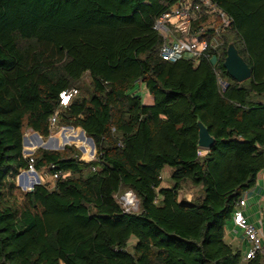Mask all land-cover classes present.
<instances>
[{"label":"trees","instance_id":"1","mask_svg":"<svg viewBox=\"0 0 264 264\" xmlns=\"http://www.w3.org/2000/svg\"><path fill=\"white\" fill-rule=\"evenodd\" d=\"M179 1L0 0V264H264L225 243L264 172V0H211L230 18L216 67L160 59L153 26ZM229 44L247 81L223 69ZM73 129L93 141L91 161L73 146L23 156L28 132L61 147L83 137ZM29 160L65 177L21 192ZM127 192L138 205L124 213Z\"/></svg>","mask_w":264,"mask_h":264},{"label":"built area","instance_id":"2","mask_svg":"<svg viewBox=\"0 0 264 264\" xmlns=\"http://www.w3.org/2000/svg\"><path fill=\"white\" fill-rule=\"evenodd\" d=\"M229 25L230 18L211 0L179 1L170 12L159 17L154 23V30L163 40L159 57L162 61L170 64L187 60L194 66H197L203 59L215 58L216 63L213 67H216L221 58V33ZM210 33L212 34L211 38ZM207 35L209 40L203 37ZM74 95H76L74 90L62 93L59 96L60 106L66 107L70 97ZM66 100L67 102H65ZM56 117L57 113L50 120L51 126L54 125ZM31 165L32 161L29 160L28 170L22 171L16 180L17 185L27 186V191L30 190L32 184L36 183L35 172ZM53 168L50 169L53 170ZM43 175L46 177L45 173ZM37 177L39 179L38 175ZM64 177L65 175L60 171H54L49 175L53 182ZM120 201L124 213L136 211L138 203L131 192L125 193ZM245 208L246 201L241 198L236 204L231 221L245 238L248 248L244 259L250 260L258 254L264 255V244L259 229L245 216Z\"/></svg>","mask_w":264,"mask_h":264},{"label":"water","instance_id":"3","mask_svg":"<svg viewBox=\"0 0 264 264\" xmlns=\"http://www.w3.org/2000/svg\"><path fill=\"white\" fill-rule=\"evenodd\" d=\"M222 66H223V69L225 70V72L227 73V75L237 83H242L244 81H247L251 77V71H250L249 67L245 64V62L242 60V58L238 55V52H237V50L233 44L228 45ZM197 127H198V148L201 150H209L214 145V139L208 134L207 130L205 129V127L201 123L198 122ZM80 132H81V135L83 136V138L87 139L90 142L92 149L94 150L93 141L89 138H86L84 136V133L81 130H80ZM31 137L38 138L40 143H43V141L41 140V138L37 134H32ZM47 140L48 141L51 140V137H49ZM26 145H27V138L24 137L23 142H22L23 156L33 155V153L36 149H33L32 151L26 152V150L24 149V148H26ZM64 147H65V145H63L61 147H48L43 143L41 146H38V149L41 148L44 150H62V149H64ZM73 147H75V146H73ZM78 149L80 150V148H78ZM81 152H82V150H81ZM94 155H95V150H94V154H93L92 158L86 162L91 161L94 158ZM34 176L36 179V183L31 185L29 192H31L33 190L34 186L39 185V179H38L36 173L34 174Z\"/></svg>","mask_w":264,"mask_h":264},{"label":"crops","instance_id":"4","mask_svg":"<svg viewBox=\"0 0 264 264\" xmlns=\"http://www.w3.org/2000/svg\"><path fill=\"white\" fill-rule=\"evenodd\" d=\"M37 139L38 138L31 137L28 140L32 142ZM43 177L46 178L44 175ZM242 198L246 201L244 214L247 219L259 229L264 244V172L259 176L256 185L251 190L244 193ZM130 242V246H132L135 240L132 239ZM225 243L231 246L233 250L240 253L241 256H244L248 248L242 232L234 227L232 221L226 226Z\"/></svg>","mask_w":264,"mask_h":264},{"label":"rangeland","instance_id":"5","mask_svg":"<svg viewBox=\"0 0 264 264\" xmlns=\"http://www.w3.org/2000/svg\"><path fill=\"white\" fill-rule=\"evenodd\" d=\"M143 95H145V94H143ZM62 130L63 129L59 130L57 133L52 134L51 137L55 138V139L58 138V136L60 134H62V132H61ZM79 132H80V129H73L70 136H76L77 134H79ZM31 135H32L31 132H28L25 135V137H27V145H26V148H25L26 152L32 151L33 149H38V146L42 145V143H40V141L38 139L37 140H33L32 142L29 141L28 139L31 138ZM46 142H48V140L47 141H43L44 144H46ZM74 143H73V141H71L68 144H66L65 147L66 146H68V147L75 146V148L80 153V156H81L80 159L83 160V161H87V160H90L92 158V156H93L92 146H91L90 142L87 139H84L83 137L81 139L75 138L74 139ZM78 148H80V150ZM81 150H82L83 153L81 152ZM58 151H61V150H58ZM170 173H171V170L169 168H165L164 169V171L162 173V180H163L162 181V186H164V187L169 186ZM39 176L42 178L40 180V177H39V181L40 182H42V183L48 182V185L52 186L53 181L50 180L48 174H46V177H48V178H44L42 175H39ZM16 186L19 187V190L21 192H24V193L28 192L27 191L28 189H26L27 186H25V185L24 186H19V185H17V183H16ZM186 192L185 193H181L180 199H187V200L191 199V194H193V192H189V191H186ZM130 244H131V242H129L128 250L131 249Z\"/></svg>","mask_w":264,"mask_h":264},{"label":"snow or ice","instance_id":"6","mask_svg":"<svg viewBox=\"0 0 264 264\" xmlns=\"http://www.w3.org/2000/svg\"><path fill=\"white\" fill-rule=\"evenodd\" d=\"M65 102H67V100Z\"/></svg>","mask_w":264,"mask_h":264},{"label":"clouds","instance_id":"7","mask_svg":"<svg viewBox=\"0 0 264 264\" xmlns=\"http://www.w3.org/2000/svg\"><path fill=\"white\" fill-rule=\"evenodd\" d=\"M25 149V148H24Z\"/></svg>","mask_w":264,"mask_h":264}]
</instances>
